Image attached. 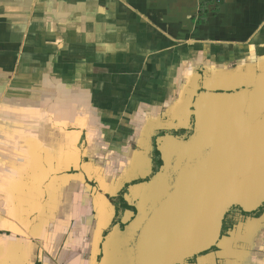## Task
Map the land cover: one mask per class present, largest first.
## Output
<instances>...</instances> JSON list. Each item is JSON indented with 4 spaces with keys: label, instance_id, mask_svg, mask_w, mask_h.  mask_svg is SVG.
I'll list each match as a JSON object with an SVG mask.
<instances>
[{
    "label": "crops",
    "instance_id": "crops-1",
    "mask_svg": "<svg viewBox=\"0 0 264 264\" xmlns=\"http://www.w3.org/2000/svg\"><path fill=\"white\" fill-rule=\"evenodd\" d=\"M201 30L203 43H252L264 0H0V264H98L111 190L138 180L136 152L111 153L113 116L176 94L161 56L195 49L183 39ZM247 222L240 253L238 235L218 252L224 264H264V216Z\"/></svg>",
    "mask_w": 264,
    "mask_h": 264
},
{
    "label": "water",
    "instance_id": "water-1",
    "mask_svg": "<svg viewBox=\"0 0 264 264\" xmlns=\"http://www.w3.org/2000/svg\"><path fill=\"white\" fill-rule=\"evenodd\" d=\"M252 94L248 88L198 94L190 134L158 139L164 165L151 183L129 187L125 199L135 196L137 213L105 237L99 264H108L110 238H118L124 264H184L218 245L231 209L264 207V102L259 112L242 103Z\"/></svg>",
    "mask_w": 264,
    "mask_h": 264
},
{
    "label": "rangeland",
    "instance_id": "rangeland-1",
    "mask_svg": "<svg viewBox=\"0 0 264 264\" xmlns=\"http://www.w3.org/2000/svg\"><path fill=\"white\" fill-rule=\"evenodd\" d=\"M198 34L201 35L186 34L189 37L185 35L183 39L184 42H188L197 37L199 43L195 49L183 47L182 50V47H176V49L168 50L169 55L167 58L165 57L166 55L161 56L163 60H161V71L166 75L165 80L167 81L164 83H167V86L171 87L169 88L170 92L175 87H178L176 94H173L166 102L162 99V102L159 101V103L153 98L149 97L150 99L147 100V97H145L142 99V101H146L145 107H137L136 102L139 100L136 99V102H134L135 98L131 99L132 101H129V104L122 106V110L124 111H121L117 116H113L112 120L115 122L113 125L115 130L110 131L109 135L110 138H114V147H112L111 153L115 155V153H119L117 150L122 151L124 144L129 145L128 147H131L136 152V163L132 176H130L134 177L133 180L149 177V165L151 163H149L148 157H151L150 149L152 151L151 138L157 132L167 130L177 133L179 130L187 129L192 118V103L200 92L210 89L220 91L222 89L240 90L242 88H249L255 92L256 105L261 106L264 102V30L257 35L252 43L242 44V42L232 39L234 45L231 44L230 46L218 43H203L201 38L210 36L207 30H201ZM214 38L216 39L217 37ZM154 69L153 67L152 71ZM161 71L156 73L161 74ZM150 82L156 85L160 81L151 80ZM150 82H147V84ZM152 88L156 89V86ZM259 95L261 97H258ZM103 126L105 127L106 125L103 124ZM107 126L111 127L110 123ZM99 137L104 138L102 135H99ZM120 143L121 146H118ZM140 152H142V155ZM123 157L121 156L120 160L115 163V167H126V161H124L126 158ZM95 159L98 163L99 160L104 161V163L99 164V167L102 169L101 171H106L107 165L112 163L109 156ZM115 167L113 170H115ZM123 182L119 184L120 188ZM113 189L111 190L112 193H110L111 196H109L117 197L118 194L115 193L119 189L118 184H115ZM245 214V212L237 207H234L230 211V217H235L237 220L235 225L229 228L226 234L232 233L234 236L238 235L240 239L235 244L234 249L236 250L233 249L235 253L238 251L240 253V247L244 246L241 237L247 236V234L252 232L251 226H247V221L250 217ZM263 216L264 214L260 218L251 217L260 220ZM240 222L244 224L242 228H240ZM225 238L222 239L213 252L205 257H200L198 259L199 262H197L205 264L204 262L215 256L216 264H224L223 260L218 258L217 255L219 251L225 249ZM241 250L243 251V248ZM190 264H193V261Z\"/></svg>",
    "mask_w": 264,
    "mask_h": 264
},
{
    "label": "flooded vegetation",
    "instance_id": "flooded-vegetation-1",
    "mask_svg": "<svg viewBox=\"0 0 264 264\" xmlns=\"http://www.w3.org/2000/svg\"><path fill=\"white\" fill-rule=\"evenodd\" d=\"M192 108V107H191ZM192 111V110H191ZM192 118H194L193 116H191ZM192 118H191V121L189 122V125H188V127L190 126V124H191V122L193 121L192 120ZM187 127V128H188ZM187 130V132H189V130L188 129H186ZM168 134H172V135H179L178 133H175V132H169ZM185 135H188V133L187 134H185ZM165 135L164 134H161V135H156V136H154L153 138H152V151H151V159H150V161H151V168H150V171H149V173H150V175H149V177H147V178H142V179H146V181L148 182H150L151 183V180H152V178H153V176L154 175H156V174H158L159 172H160V169L162 168V166L164 165V160H163V156H162V154H161V152L158 150V148L156 147V144H157V141H158V139L160 138V137H164ZM179 136H184V135H179ZM166 137V136H165ZM155 162L158 164V168L155 170L154 169V166H155ZM141 179V178H140ZM146 181H144V182H146ZM143 183V182H142ZM131 186H134L133 184H131V185H127L124 189H123V191H121L119 194H118V196L117 197H111V202L113 203V205L115 206V216H114V220H113V222H112V224H111V226L109 227V229L107 230V231H105V233H104V239H103V242H104V240H105V237L111 232H113L114 230H113V227L115 226V225H119L121 228H123L125 225H124V223H123V220L128 216V215H130L132 212L133 213H137V211H136V203H137V199L135 198V196H133V195H131V200L128 202L126 199H125V197H126V195H128L129 193H128V189H129V187H131ZM117 198L120 200V202L118 203V201H117ZM119 207L120 208H122V211H121V213L119 214V211H118V209H119ZM239 209V208H238ZM241 210V209H240ZM133 219V218H132ZM232 219V220H231ZM236 218L235 217H230V212L227 214V216H226V219H225V221H224V227H223V232H222V237H221V240H220V242L222 241V239H224L225 238V236L227 235V234H225L224 232H227L226 230H225V226H226V223H227V221H232L233 223V226L235 225V222H236ZM229 229V228H228ZM231 235H232V233H230L229 235H227L226 236V238H229V237H231ZM226 238H225V240H226ZM118 239V238H117ZM117 239H113V238H110L109 239V242L112 244V246H111V248H110V250L108 251V264H124V261H123V258H122V256H121V254H122V251L120 250V249H118V240ZM220 242L218 243V245L220 244ZM217 245V246H218ZM216 246V247H217ZM216 247H214V248H212L211 250H208V251H206V252H204V253H202V254H199V255H196V256H193V257H191V258H189L184 264H190L192 261H193V264L195 263V264H200V263H198L199 261H198V259L200 258V257H205L206 255H208V254H210L211 252H213L214 251V249H216ZM102 250H103V243H102ZM102 253H103V251H101V255H100V259H99V262H98V264L101 262V259H102ZM121 258V259H120ZM216 257L215 256H213V257H211L210 259H208L206 262H204L205 264H213L212 262L214 261V259H215ZM198 261V262H197ZM197 262V263H196Z\"/></svg>",
    "mask_w": 264,
    "mask_h": 264
},
{
    "label": "trees",
    "instance_id": "trees-1",
    "mask_svg": "<svg viewBox=\"0 0 264 264\" xmlns=\"http://www.w3.org/2000/svg\"><path fill=\"white\" fill-rule=\"evenodd\" d=\"M170 131H167V130H165V131H160V132H157V135H161V134H164V135H166V134H168ZM179 135H185V134H187L188 132H187V130L186 129H182V130H179L178 132H177ZM158 168V164L155 162V166H154V169L156 170ZM144 181H146V179H138L137 181H135L134 183H133V185H136V184H141L142 182H144ZM117 201H118V203L120 202V200L117 198ZM118 211H119V214L121 213V211H122V208H120L119 207V209H118ZM264 214V207L263 208H261V209H259L258 211H256V212H254V213H246L245 215H247V216H249V217H253V216H255V217H257V218H260L262 215ZM232 220V219H231ZM233 222L231 221H227V223H226V226H225V230L227 231L228 230V228H231V227H233V224H232ZM225 234H226V232H224Z\"/></svg>",
    "mask_w": 264,
    "mask_h": 264
},
{
    "label": "bare ground",
    "instance_id": "bare-ground-1",
    "mask_svg": "<svg viewBox=\"0 0 264 264\" xmlns=\"http://www.w3.org/2000/svg\"><path fill=\"white\" fill-rule=\"evenodd\" d=\"M249 89V88H248ZM242 103H250L251 106H253V108H251L252 110L254 109L255 111L259 112L260 107H263V104L261 106L256 105L255 104V95L252 94V96H248V95H244L243 99H242ZM256 105V106H255ZM256 114V113H255Z\"/></svg>",
    "mask_w": 264,
    "mask_h": 264
}]
</instances>
